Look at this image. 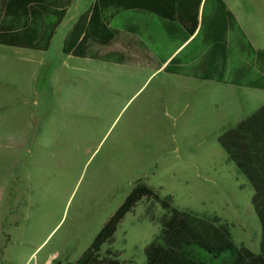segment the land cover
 <instances>
[{
	"label": "rangeland",
	"instance_id": "obj_1",
	"mask_svg": "<svg viewBox=\"0 0 264 264\" xmlns=\"http://www.w3.org/2000/svg\"><path fill=\"white\" fill-rule=\"evenodd\" d=\"M92 1L73 0L47 51L0 45V264L76 259L139 178L179 208L218 216L237 244L258 252L253 187L217 140L232 123L207 118L205 107L220 100L227 115L247 114L264 104V90L183 85L64 54V34ZM162 214L157 202H138L102 252L111 246L124 264L142 263Z\"/></svg>",
	"mask_w": 264,
	"mask_h": 264
},
{
	"label": "trees",
	"instance_id": "obj_2",
	"mask_svg": "<svg viewBox=\"0 0 264 264\" xmlns=\"http://www.w3.org/2000/svg\"><path fill=\"white\" fill-rule=\"evenodd\" d=\"M73 0H0V45L47 51L57 27ZM145 11L156 15L168 37L194 55H156L139 33L136 22L112 20L124 13ZM232 40L234 41L232 43ZM64 54L142 66L167 73L264 90V48H254L239 29L224 0H93L64 34ZM235 53L241 60L228 70ZM198 59L188 67L186 60ZM227 160L233 162L253 187L251 204L260 223L259 251L237 244L230 227L218 216H201L179 208L172 194H162L139 178L123 201L104 221L89 245L65 264H124L120 252L104 244L138 202H157L163 214L160 228L144 246L140 264H264V104L218 135ZM49 264H61L58 257Z\"/></svg>",
	"mask_w": 264,
	"mask_h": 264
},
{
	"label": "crops",
	"instance_id": "obj_3",
	"mask_svg": "<svg viewBox=\"0 0 264 264\" xmlns=\"http://www.w3.org/2000/svg\"><path fill=\"white\" fill-rule=\"evenodd\" d=\"M224 1L227 5V8L234 13L239 29L245 34L250 44L256 49L264 48V0ZM133 14L137 16L134 21H136V24L140 29V36L156 55L168 57L169 59L173 55L180 53L182 54V52L183 54H195L194 46H189L183 49L186 42L181 45L176 42H173L168 37V34L162 29L161 22L156 15L145 11H137L133 12ZM199 63L200 61L198 59L190 60L187 58L186 60V65L188 67L197 66L199 65ZM232 65L228 64L227 69L229 70ZM144 68L150 71L148 74L149 77L152 75L156 76L160 73H164L165 75L163 76H174L183 85L194 84V82H196L192 81V79H194L197 80L198 84L201 85H214L216 83H226L232 86L241 87V85L231 84L227 82H219L212 79H198L185 74L167 73L162 69V67L157 70L148 67ZM223 104L224 103H222L220 100H215L212 103H208L205 107V113L208 114L209 111V116L207 118H212L213 120L218 122L229 121L232 123L229 126H234L238 121H240L251 113H242L239 116L233 117L226 114L225 107Z\"/></svg>",
	"mask_w": 264,
	"mask_h": 264
}]
</instances>
